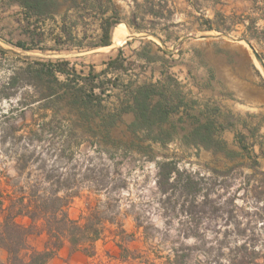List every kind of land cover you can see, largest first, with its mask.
Wrapping results in <instances>:
<instances>
[{"label":"rangeland","instance_id":"obj_1","mask_svg":"<svg viewBox=\"0 0 264 264\" xmlns=\"http://www.w3.org/2000/svg\"><path fill=\"white\" fill-rule=\"evenodd\" d=\"M112 1L121 10V22L131 34L123 45L107 49L94 47L100 41L101 29L100 16L93 10L85 18L70 11L66 25L73 26L75 39L64 42L65 20L61 14L67 5L61 7V14L39 21L35 17L27 18L18 4L0 0L2 180L16 177L19 161L27 164L21 184L48 173L69 177L81 192L68 209L74 218L86 210L89 198L96 203V198L104 201L110 193L131 235L128 246L138 257L126 262L119 259L120 248L111 231L115 226L107 223L104 237L96 244L95 255L72 251L67 244L48 264H171L172 248L183 243L193 246L191 264H232L233 260L237 263L241 259L249 261L247 264H264V99L259 103L234 86L240 81L264 87V41L248 38L264 27V0ZM152 6L162 9V15L152 14L149 11ZM217 13L230 17L227 23H222L229 28L202 29L204 18H215ZM133 19L144 29L130 26ZM253 19H257L256 28L249 27ZM204 35L207 37H201ZM57 36H61V41L56 40ZM239 40H245L239 44L241 48L236 44ZM18 41L34 48L22 49L16 45ZM120 49L126 58L125 69H110L100 77L117 79V86H108L107 110H114L122 99L129 97L128 84L132 87L154 84L168 96H174V102L183 98L185 104L164 123L172 132L173 140L166 146L153 143L152 152L157 159L166 156L176 160L181 168L203 176L202 184L210 192L207 200L200 195L191 205L190 197L189 200L177 196L166 199L156 183V161L134 147L124 151L117 150L113 144H95L87 131L90 124L99 128L101 118L86 123L67 99L59 101L60 112L50 126L59 137L68 124L82 135L63 150L61 143H56L59 139L51 140L49 135H44L45 141L38 143L33 140V130L40 128L45 113L49 114L46 120H50L53 110L40 108L39 102L21 103L20 100L31 102L39 98L38 88L32 85L21 83L16 95H7L13 91L3 87L14 72L31 62L30 56L72 57L71 64L80 73L87 74L91 68L95 72L105 69L109 58ZM233 62L245 69L231 74L228 66ZM209 118H216L218 125L225 126L218 137L227 141L237 156L215 153L204 146L198 148L190 141L193 129ZM134 119L133 112L123 113L110 128L111 137L129 146L138 143L139 139L129 128ZM14 128L20 129L17 135L24 136L14 138ZM3 130L9 133L6 141L1 140ZM138 134L142 136L143 132ZM78 141L81 143L77 146ZM142 143L147 145L150 141ZM93 166L95 171L91 172L89 168ZM212 168L227 173L216 177ZM85 174L100 181L114 177L115 186L109 185V190L104 188L96 193ZM192 230L196 236L185 237ZM45 240L43 233L31 236L29 241L32 246L43 248ZM0 257L7 261L6 249L0 248Z\"/></svg>","mask_w":264,"mask_h":264},{"label":"trees","instance_id":"obj_2","mask_svg":"<svg viewBox=\"0 0 264 264\" xmlns=\"http://www.w3.org/2000/svg\"><path fill=\"white\" fill-rule=\"evenodd\" d=\"M10 2L18 4L27 18L35 17L39 21L55 17L60 13L61 7L67 5L66 10L62 14L60 13L65 20L62 26L65 33L64 42L75 39L73 26L66 25L70 11L78 12L81 18H85L90 11H95L100 16L101 34L100 41L95 43L94 47L110 46L112 29L114 30L115 26L123 20L120 14L121 10L114 5L112 0H10ZM149 11L156 16L163 13L162 9L157 10L155 6H152ZM229 19V16L217 13L215 18L205 17L201 28L224 31L229 27L225 28L223 24L227 23ZM132 21L133 24L130 26L138 30L144 29L137 20L133 19ZM256 22L257 19H253L249 27L256 28ZM248 38L264 41V27L258 34H251ZM61 39V36L56 38L57 41H61ZM16 45L25 50L34 48L28 46L24 41H18ZM147 57L152 58L151 56ZM30 59L31 62L22 67L20 71L14 72L3 84V87L12 89L13 92L7 95H16L21 83L32 85L38 88L39 98L31 102L20 100L21 103L39 102L40 108L53 110L50 120H46L49 114L45 113L42 116L43 121L40 128L33 130V140L42 143L45 141L44 135H49L51 140L59 139L55 142L61 143V150H63L71 144L75 137L78 138L82 135L73 125L68 124L64 134L59 137L56 130L50 126L60 112L59 101L67 99L68 103L79 111L81 119H84L86 123L92 122L96 117L101 118L99 128L90 124V130L87 131L95 144L101 146L102 144H113L117 150L124 151L134 147L138 151L148 154L151 160L156 161V183L166 199L177 196L189 200L190 197L191 205L200 195L204 196V199H208L210 192L205 190L202 184L203 176L181 168L176 160L166 156L157 159L152 152L153 143H161L166 146L173 140L172 132L164 127V123L169 120L173 112L185 104L183 98H178V102H174V96H168L164 90L154 84H141L136 87L128 84L126 87L129 88V97L122 99L120 105L116 106L114 110H107L105 99L109 95L108 86H117L115 81L117 79L104 80L100 77L102 73L110 69H125L126 58L122 56V49L115 57L108 60L105 69L95 72L94 68H91L87 74L80 73L71 64L72 57L34 55L30 56ZM156 96H159V99L156 100ZM21 109L23 111V107ZM125 112H133L135 115L129 128L137 136L139 142H133L131 147L127 143L117 142L110 135V128ZM223 129L225 126L218 125L216 118H209L205 122H199L193 129L190 141L198 148L204 146L207 149H212L215 153L224 152L233 158L237 156V152L229 149L227 141L218 137ZM19 130V128H14L12 131L14 138L20 139L24 136V134L17 135ZM140 131L143 132L142 136L138 134ZM8 136L9 133L3 130L1 140L6 141ZM147 140L150 143L144 145L142 142ZM80 143L81 141H78L76 145L78 146ZM242 147L247 149L244 144ZM26 168V162L19 161L17 163V175L15 178H11L14 182L11 179L4 181L0 175V214L2 217L0 219V248H4L8 252L7 261L4 262L0 257V264H48L49 260L67 244L72 251L81 250L87 255H95L97 253L96 244L104 237L107 223L115 226L111 231L120 248L119 259L126 262L131 258H138L128 246L131 235L126 230L120 217V210L115 208L114 198L110 196V193L107 194L104 201L96 198V203H93L92 198H89L86 210L74 218L69 215L68 209L74 199L81 196L78 186H74L75 182L62 174L48 173L34 179H26L25 183L21 184L20 178L23 177ZM89 170L94 172L95 166ZM212 171L216 177L225 176L227 173L217 168H212ZM85 178L91 182L96 193L101 192L104 188L109 190V185L111 188L115 186L114 177L100 181L85 174ZM182 205L184 206L185 202ZM43 233L46 235L43 248L32 246L29 241L30 237ZM195 233L192 230L185 237L196 236ZM192 251L193 246L190 244L183 243L181 246H174L172 258H170L171 264H191L189 259L192 256ZM231 263L247 264L249 261L241 259L237 263L234 260Z\"/></svg>","mask_w":264,"mask_h":264},{"label":"crops","instance_id":"obj_3","mask_svg":"<svg viewBox=\"0 0 264 264\" xmlns=\"http://www.w3.org/2000/svg\"><path fill=\"white\" fill-rule=\"evenodd\" d=\"M128 39V38H127ZM111 40H113V34H112V38ZM113 42V41H112ZM112 44V43H111ZM123 49V48H122ZM116 56V55H115ZM115 56H111L110 58L112 57H115ZM109 58V59H110ZM107 65V64H106ZM245 69L244 66H237V63L236 62H233L232 64H229L228 66V69L231 71L230 73L231 74H234L236 75V71H240V69ZM235 87H238V90L239 91H243L245 92L246 94H249L251 96V98H254L256 97V95H260L263 97L264 99V87L262 86H259L258 84H255V83H250V84H246V83H243V82H235L234 84ZM256 91V92H255ZM250 92V93H249ZM252 92V93H251ZM258 93V94H257ZM263 94V95H262ZM257 101V100H256ZM259 103H261L262 101H258Z\"/></svg>","mask_w":264,"mask_h":264},{"label":"bare ground","instance_id":"obj_4","mask_svg":"<svg viewBox=\"0 0 264 264\" xmlns=\"http://www.w3.org/2000/svg\"><path fill=\"white\" fill-rule=\"evenodd\" d=\"M130 34H131V32H130L128 26H127L125 23L121 22V23L117 24V25L115 26L114 30H113V44H111L110 46H107L106 48H107V49H108V48H111V47L114 46V45H123V44L126 42L128 36H129ZM241 41H245V40H239L236 44L239 46V44L242 43ZM244 43H245V45L248 44L247 42H244ZM239 47H240V46H239ZM240 48H241V47H240ZM249 51H251L250 46H249ZM250 53H251V52H250ZM251 55H252V57L254 58V60L256 61V63L260 65V62L255 58L254 54L251 53ZM255 92H256V91H255ZM249 93H250V92H249ZM251 93H252V92H251ZM257 94H258V93H257ZM262 95H263V94H262ZM250 97H251V96H250ZM255 99L261 101V100L263 99V97L260 96V95H256Z\"/></svg>","mask_w":264,"mask_h":264},{"label":"water","instance_id":"obj_5","mask_svg":"<svg viewBox=\"0 0 264 264\" xmlns=\"http://www.w3.org/2000/svg\"><path fill=\"white\" fill-rule=\"evenodd\" d=\"M201 37H203V38H205V37H207V36H201ZM248 43H249V45L255 50V53H256V55H257V57H261V55L257 52V50L255 49V46L250 42V41H248Z\"/></svg>","mask_w":264,"mask_h":264}]
</instances>
